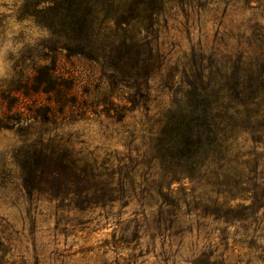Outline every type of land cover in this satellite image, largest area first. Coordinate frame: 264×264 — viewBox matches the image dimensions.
Returning a JSON list of instances; mask_svg holds the SVG:
<instances>
[{"label": "trees", "instance_id": "trees-1", "mask_svg": "<svg viewBox=\"0 0 264 264\" xmlns=\"http://www.w3.org/2000/svg\"><path fill=\"white\" fill-rule=\"evenodd\" d=\"M220 1H23L17 20L49 35L36 59L1 83L0 130L18 132L14 159L30 199L81 212L137 200L149 210L144 224L170 250L196 219L232 225L257 216L264 181L245 138L261 116L264 69L188 58L160 78L170 102L155 104L153 95L163 66H150L151 39L167 6ZM63 51L96 65L93 79L60 70ZM86 121L104 128L105 141L119 136L122 149L92 146L79 127ZM2 244L0 234V252ZM187 262L210 264L209 254Z\"/></svg>", "mask_w": 264, "mask_h": 264}, {"label": "rangeland", "instance_id": "rangeland-1", "mask_svg": "<svg viewBox=\"0 0 264 264\" xmlns=\"http://www.w3.org/2000/svg\"><path fill=\"white\" fill-rule=\"evenodd\" d=\"M23 1L0 0V85L36 59L49 35L30 21L17 20ZM176 6H167L151 39L150 66H163L152 82L155 104L171 100L160 87V78H166L171 68L185 66L188 58L205 66L264 69V0H221L197 9ZM66 52L59 55L60 70L80 71L84 80L93 79L95 69L90 66L96 65L80 57L69 58ZM258 103L261 116L245 139L246 149L256 152L258 178L264 181V87ZM79 127L92 146L104 143L122 149L119 136L105 141L98 122L86 121ZM19 139L15 129L0 130V234L4 243L0 264H192L187 261L195 260L203 250L210 264H264V207L257 216L232 225L213 218L196 219L192 232L177 239L170 250L165 238L154 237L144 224L149 210L137 200L81 212L59 202L30 199L14 159ZM126 235L128 241H123Z\"/></svg>", "mask_w": 264, "mask_h": 264}]
</instances>
